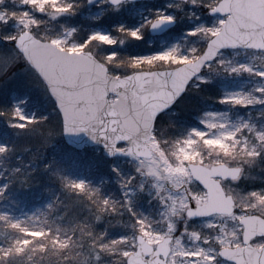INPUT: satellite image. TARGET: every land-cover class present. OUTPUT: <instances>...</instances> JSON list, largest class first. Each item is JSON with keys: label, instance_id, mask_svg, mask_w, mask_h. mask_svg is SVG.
<instances>
[{"label": "snow or ice", "instance_id": "snow-or-ice-1", "mask_svg": "<svg viewBox=\"0 0 264 264\" xmlns=\"http://www.w3.org/2000/svg\"><path fill=\"white\" fill-rule=\"evenodd\" d=\"M148 34L163 43L120 51ZM0 41V81L22 72L52 105L0 103L15 137L0 141V264H264V0H0ZM192 92L223 107L184 124ZM61 133L133 171L112 166L116 193L53 158L42 167L59 190L17 212L13 194L41 183L33 141Z\"/></svg>", "mask_w": 264, "mask_h": 264}, {"label": "rangeland", "instance_id": "rangeland-1", "mask_svg": "<svg viewBox=\"0 0 264 264\" xmlns=\"http://www.w3.org/2000/svg\"><path fill=\"white\" fill-rule=\"evenodd\" d=\"M150 4H162L163 0H154V1H147ZM136 19H132L130 22L135 23ZM77 23L80 22L79 18L75 21ZM88 24L85 22V27H87ZM183 27L185 25L178 26L174 32L173 35H177L176 38H178V35L182 31ZM167 39H171V35H167ZM87 37V31H84L82 33V39ZM6 42L0 41V45H4ZM163 43V38L161 37H153L151 34H148L146 37V41L144 43L140 42H130L126 41L124 45H120L119 49L122 52L128 53V54H142L147 51L153 50L157 46L161 45ZM229 87H238L241 83H243V79H235V80H229L225 82ZM211 90L213 93L211 95L218 96L220 94V87L219 84H213L209 85L207 90ZM13 96H15L20 101H23L22 107L24 108L25 112L27 114H36V115H49L52 114V105L46 94L44 93V90L42 87H40L34 80H32L29 76L22 72H17L15 76L10 77L6 81H0V102L7 103ZM204 99L201 101V99ZM208 106H214L216 108L223 107L218 102L213 101L211 99H205L201 95L198 97V93L192 92L190 93L184 101L181 102L180 105L177 106V110H175V118H177L179 121H181L184 124H187L189 126H195L198 124V121L196 119L197 110L206 108ZM167 122V121H165ZM11 133V132H10ZM13 134V133H11ZM15 137L10 138L9 129L6 121L3 118H0V141L6 140V139H13ZM33 143H35L36 148L39 151L42 152V158L39 160L36 167L38 168L37 174L46 175L47 180L45 182H42L40 184L35 185L34 188H29L30 193L33 195L31 201H38L40 197L48 196L49 199L51 197V194L45 191L44 189L46 187H52L55 190H59L58 185L52 183L49 174L42 170V166L45 163H48V161L52 160L53 158H57L60 160H57L65 169V174L71 175L75 178H83L88 179L93 182H98L101 177H104L106 179V190L112 191V192H119V185L115 180V173L113 171V165H116L117 167H120L122 171L128 173L132 172L133 168L130 163L127 162L124 158H109L107 157L100 147L97 146H87L83 150H76L74 148H69L64 143V136L63 133L58 135L53 143L49 145L46 149H42L40 147L39 141L34 140ZM51 149V154L55 153L56 157H49L47 159L46 155H43L44 152ZM50 154V155H51ZM28 159V157H27ZM26 159V160H27ZM15 162V161H13ZM79 163L80 166H86L87 165H93L94 170L87 169L86 172H77L74 171L73 166L75 167V164ZM77 170V168H76ZM51 182H47V181ZM32 189V190H31ZM36 189V190H35ZM38 191V195H41L39 198L36 197V192ZM20 193H14L12 196V199L16 202L20 200V197L18 196ZM5 203L11 204V201H6ZM22 204H25L23 202L12 204L11 206L15 209L17 207H23Z\"/></svg>", "mask_w": 264, "mask_h": 264}, {"label": "trees", "instance_id": "trees-1", "mask_svg": "<svg viewBox=\"0 0 264 264\" xmlns=\"http://www.w3.org/2000/svg\"><path fill=\"white\" fill-rule=\"evenodd\" d=\"M210 94L211 93H213L211 90H207ZM200 95L198 94V97H199ZM202 100H204L203 98L201 99V101ZM0 103H3V102H0ZM11 131L9 130V134H10V138L13 136L14 137V135L13 134H11L10 133ZM14 139V138H13ZM66 146H68L69 147V145H67L66 143H64ZM69 148H72L71 146L69 147ZM51 149L50 150H48V151H46V152H44L43 153V155H46L47 156V159L51 156V157H56L57 155L54 153H52L51 155ZM27 157H28V155L27 154H25V160L27 159ZM56 160H60V159H58V157L57 158H55ZM13 161H15V157L13 158ZM49 162V161H48ZM76 168H77V170H76ZM73 169H74V171H76V173L77 172H86L87 173V169H91V170H94L95 168H94V166L93 165H87L86 164V166H80L79 165V163H76L75 164V167L73 166ZM42 170H43V168H42ZM36 175H37V177H38V179H40L42 182H45V180H47V177H46V175H39V174H37L36 173ZM47 182H51V181H47ZM35 187V185L32 187V188H34ZM32 190V189H31ZM36 190V189H35ZM36 192V197H40L41 195H38V191H35ZM19 197H20V200L19 201H17L16 203H19V202H23L24 201V203L25 204H22V206L23 207H17V208H15V210L17 211V212H20V211H31V210H33L35 207H39V206H41V205H43V204H45L46 202H47V200L49 199V197L48 196H44V197H40L39 198V200L38 201H31L32 200V194L30 193V190L29 189H25V190H23L22 192H20V194L18 195Z\"/></svg>", "mask_w": 264, "mask_h": 264}, {"label": "water", "instance_id": "water-1", "mask_svg": "<svg viewBox=\"0 0 264 264\" xmlns=\"http://www.w3.org/2000/svg\"><path fill=\"white\" fill-rule=\"evenodd\" d=\"M65 141L75 146L78 149H83L87 144L90 146H94V142H90V138L87 137L86 134L80 133V134H69V133H63Z\"/></svg>", "mask_w": 264, "mask_h": 264}]
</instances>
